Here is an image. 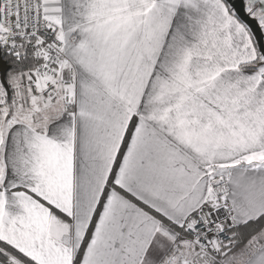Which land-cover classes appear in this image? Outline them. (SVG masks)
<instances>
[{"label": "snow or ice", "instance_id": "snow-or-ice-1", "mask_svg": "<svg viewBox=\"0 0 264 264\" xmlns=\"http://www.w3.org/2000/svg\"><path fill=\"white\" fill-rule=\"evenodd\" d=\"M0 264H264V0H0Z\"/></svg>", "mask_w": 264, "mask_h": 264}]
</instances>
